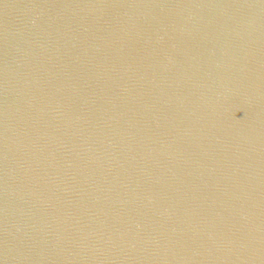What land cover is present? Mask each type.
I'll return each mask as SVG.
<instances>
[{
  "label": "water",
  "instance_id": "95a60500",
  "mask_svg": "<svg viewBox=\"0 0 264 264\" xmlns=\"http://www.w3.org/2000/svg\"><path fill=\"white\" fill-rule=\"evenodd\" d=\"M0 264H264V0H0Z\"/></svg>",
  "mask_w": 264,
  "mask_h": 264
}]
</instances>
